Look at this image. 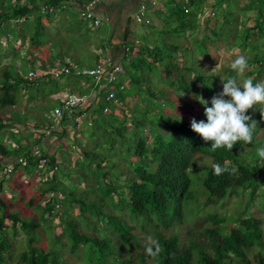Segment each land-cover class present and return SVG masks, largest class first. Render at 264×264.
<instances>
[{
	"label": "trees",
	"instance_id": "trees-1",
	"mask_svg": "<svg viewBox=\"0 0 264 264\" xmlns=\"http://www.w3.org/2000/svg\"><path fill=\"white\" fill-rule=\"evenodd\" d=\"M66 1L68 0H0V35L4 34L10 45L7 49L0 47V55L7 52L16 55L24 40L30 47L20 71L13 64H0V130L9 126L13 128L15 120L18 121L13 118L14 116H11L8 108L21 96V89L28 93L27 100L34 96L43 100V94L50 95L63 87L60 85V80H56L60 78L61 81H65L67 88L73 90L71 92L90 93L93 84L91 78L75 73L72 68L67 71L59 70L63 64L70 66L72 61L64 59L66 51L65 47L61 46L62 38L60 42L52 40L51 32H56L58 35L59 31L56 29L59 24L56 26L55 23V28L50 29L47 22H53L50 17L55 12L53 10L59 9L57 6ZM258 4V16L250 26L243 25L241 29H237L236 19L233 20L232 15L223 13L222 23L229 24L234 21V24L229 25L231 33L228 34L229 30H224L223 34L221 26H218V30L207 28L212 32L213 37L205 38L207 35L204 33L203 38L197 41L198 45L202 46L199 52L206 57H208V50L205 40H208L214 48L220 45L222 47L236 45L243 48L248 45L251 52L246 55L248 68L244 75L250 74L253 70L254 74L251 79L254 83L264 75V53L261 57L256 54L259 49V43L256 40L258 37L264 38V18L262 16L264 0ZM183 9L184 5L173 10V15L179 19L175 28L181 32L192 27L195 21V13ZM156 16L160 18L158 11ZM85 19L87 18L85 17ZM167 19L161 18L163 25L167 24ZM81 23L83 22L76 21L74 23L77 30L82 26ZM85 27L83 28L86 29ZM65 30L69 33L66 28ZM170 32L172 31L170 30ZM157 37H161V41L156 40L150 46L146 43L141 44V42L138 45L131 43V46L137 45V48L127 57L130 60L121 64L123 70L119 81L123 78L121 75L126 72L127 78L136 92L141 90L136 96L138 101L145 98L144 104L139 105L136 102L135 106L130 108V114H126L122 109H119L120 114L116 116L108 112V128L103 127L102 122L97 127L102 134H106L105 140H100V136H93L92 133L88 142L76 140L81 160L79 159V163V160L76 159L75 164L77 166L81 164L86 169L89 168V172L94 174L97 179L100 177L99 181L104 182V186L100 188L99 197L90 200L86 196H76L75 188L71 186L74 178L65 184V180L61 177L68 170L64 169L65 164L62 165L63 162L61 163L60 159L56 161L57 148L54 147V142L50 141L47 144L54 147L52 151L44 147L40 150V152L43 150L41 155L33 156L29 153L27 146L20 148L16 144L10 147L0 141V161L4 157H8L5 160L10 159V161L20 156L23 157V161L19 163L12 162L10 170L0 176V264H12L14 259L16 264L19 262L23 264H59V247L64 245V236L68 238V245L63 250L75 254L84 251L88 261L93 262L92 264H109L114 260L119 261L120 264H264V215L260 216L259 210H257L264 202V160L258 157V148L250 157H243L241 151L237 152L243 145L241 143H237L231 151L220 148L213 152L210 150V143L204 142L200 135L191 129L193 119L197 122L202 120L206 122V116L204 115V105L197 103L200 90L196 81L194 82V79L189 75V70L193 71V77L195 76L202 82L208 97L217 90V86H215L216 73L200 72L201 65L176 64L172 60L171 50L179 48V46L173 41H169L165 45L162 35ZM249 37L250 40H247ZM51 43L57 46L55 54L52 53ZM126 56L128 54L125 55V58ZM215 56L212 54L208 60L213 62ZM69 57L70 60L77 59V56L73 54ZM55 58L58 59L56 63L58 68L53 65ZM163 58L166 60L165 66L160 65L159 67L156 63V70H163V78L168 77L171 67L176 70L175 77L178 80L176 88L183 91L186 96L178 102L164 94L162 91L165 90L162 88H150L149 86L147 73L153 66V62L162 61ZM255 62L258 65L254 70L250 66ZM48 65H53L59 71L55 74L56 70L48 69L47 72L40 73L38 77V74L35 73L33 77H37L36 79L29 76V71H34L36 68L45 69ZM125 67L126 70H124ZM127 68L130 71H127ZM223 68L227 70L229 76L232 75L233 71L230 65L223 66ZM136 77L143 78L141 81H147L146 86L142 87L140 80ZM244 79L247 78H243L242 81ZM116 95L119 96V92L116 91ZM99 96H101V92H96L95 97L92 98L93 101L96 102L95 98ZM60 98H55V103L51 104L52 107L61 103ZM88 99L91 97L89 96ZM207 102L210 107L211 102ZM176 103H179L178 106L187 112L185 114L174 112ZM91 104L93 102L88 101L87 104L80 107L79 111L87 110L90 114L93 111ZM51 105L46 102L40 107L47 111ZM102 105L99 103L97 106L99 112ZM108 106H112V104L108 102ZM167 107L172 111L171 114L168 110L165 111ZM247 115L257 122L253 133L254 141L258 128L264 127V119L256 109ZM96 116L98 114L93 113L90 118L92 123L97 125L99 121ZM118 118L120 123L116 124ZM142 118L148 122L150 140H146L147 135L142 134L141 129L138 128ZM34 119L35 121L31 125L37 129L38 135L32 139L33 145H38L41 134L46 135L45 141H48L50 135H53L56 142L57 138L66 134L64 127H60L59 121H62L60 119L57 124L58 129L49 134H45L39 128L53 125L57 121L55 122L52 117L46 118L43 114L35 116ZM126 121L130 122L129 129L124 125ZM159 123L163 124V126L161 125L163 130L155 128ZM89 142L91 148H86ZM103 143L108 145V149L113 150L117 145L122 147V154L130 153L136 156L132 161H128L125 168L120 169V172L124 173V187L122 188H118L117 185H113L112 182L103 178L108 170H101V159L105 154L109 155V152L95 151L94 149L103 148ZM39 157L46 159L45 163L49 165V168L44 171L50 169L52 170L51 174L42 172V166L37 165ZM217 163L227 169L219 176L213 174L211 167ZM20 164L30 169L34 174L39 173L45 176L41 180L43 186L39 188L41 193L39 199L48 190L52 191L50 195L43 197L44 204L37 217L41 218L44 212L49 213L56 202L62 205L60 208H55L57 210L55 215L62 225L61 230L52 235V242L49 241L47 248L32 245L33 238L29 236L27 248L14 249L8 239V233L15 234L18 226L27 233L37 227L36 216L28 220L22 218L12 208L15 204L13 198L4 197L3 186L6 183L13 182L12 187L14 188H11L10 191L16 193L14 191L18 188L19 183L17 182L20 179L19 175L18 178L15 175L17 173L15 167ZM89 164H92L93 167H88ZM81 176L84 178L82 174ZM113 191L116 192L115 199L112 198ZM17 196L19 199L23 198L20 193ZM231 197L241 203L243 208L235 213L225 214L224 211L230 208ZM257 198H259V204L255 201ZM30 201L32 203V200ZM73 203H76V208L86 223L88 214L94 216L95 219H102L100 223L95 221L90 223L93 232L84 233L75 228L74 219L68 211L72 208ZM198 203L200 204L199 209L195 207ZM252 204H255L256 211L249 209ZM110 207L118 209V213H113ZM190 211L193 217L187 221ZM5 219H8L9 223H6ZM134 226H138L158 241L161 247L158 256L151 257L146 254L147 241L143 237L138 238L132 230ZM80 243L86 246L85 250L81 249ZM124 246L127 247L128 253L122 257Z\"/></svg>",
	"mask_w": 264,
	"mask_h": 264
},
{
	"label": "rangeland",
	"instance_id": "rangeland-1",
	"mask_svg": "<svg viewBox=\"0 0 264 264\" xmlns=\"http://www.w3.org/2000/svg\"><path fill=\"white\" fill-rule=\"evenodd\" d=\"M234 3H235L234 8L230 6L229 8L232 10L227 11V13L229 12L230 15H232L231 17H234V19L232 18L233 20L236 19L237 21L235 22L236 28L241 29L243 25L250 26L253 23L254 18L258 16L257 14V16L255 17V13H256L255 9L251 6L247 7L248 5H246V8H245L246 10H245L239 7L240 2L235 1ZM243 3L244 2H242V4ZM208 11L209 10L206 9L199 14L198 12H196L195 18L197 19L194 21V24L192 25V27L184 30L183 32L178 31V28H175L174 26H171L168 24L163 25V23H161V21L159 22V20H156L157 22L155 23L153 21L152 29L150 33L152 36L149 37L148 41H142V42H145V43L147 42L146 43L147 45H151L156 40L161 41V37L156 38V36L162 35L163 37L162 39L165 45H167L169 41H173V42H176L177 46H179V48L171 50L172 60L175 61L176 64L178 65L183 64V66L186 63L188 64L190 63L195 66L201 65L202 68L200 72L203 71L206 73H209V72L216 73L217 79L215 80V86H217V90H215L214 93H212L208 97L206 95L205 89L203 88L202 82L199 81L195 76L193 77V74H192L193 71L189 70V75H191V77L194 79V82L196 81V83L199 86V90H200L199 99L200 97H202L205 101L211 102V99L214 96H217L219 93L222 92V89H223L222 80H227L228 78H237L238 82H242L243 78H251L254 73L252 70L250 74L244 75L243 73L241 76L237 77L236 73L233 72L232 73L233 76L232 75L229 76L227 74V70L223 68V66L224 67L229 66L232 60H234L237 57V55H244V56L248 55L251 52L250 49L248 48V45H245L243 48L236 46V45L223 46V47L220 45L217 48H214L212 45L209 44L208 40H205V45L208 50V57L211 56L212 54L216 55L215 56L216 58H214L215 60L213 62H210L208 60V57L204 56V54H201V52H199L202 46L198 45L197 41L203 38V34L205 33L207 35V37L205 36V38L213 37L212 32L210 31V29H207V28H213L215 30H218V26H221L222 27L221 29L223 30V34H224L225 33L224 30L228 31L229 25H231L232 23L234 24V21H231L229 24H224L221 21L222 16L220 14L218 15L216 13L209 14ZM63 12L65 14L69 13L70 17L73 16V13L68 8L63 9ZM263 13H262V16L264 18ZM52 14H55V12ZM52 14L50 17L53 19ZM52 21H53L52 23L47 22L50 29L55 28V22L57 23V25L59 24L56 29L57 31H59V34L57 35L56 32H51L52 40L60 42L62 38L61 46L64 47L65 44L68 45L64 48L65 51H68V49L69 51H75L80 56L81 61L89 60L88 55L85 56V51L87 50V47L90 45L89 44L90 37L87 36L88 26L85 27L86 24L84 25L83 23H81L82 26H80L79 29L77 30L75 25H70L68 23V19L63 18L62 15L60 14H59V18L53 19ZM83 27H85L86 29H84ZM65 28L68 30L69 33L65 32L66 31ZM165 30H168V31H165ZM170 30L172 32H170ZM230 31L231 29L229 30L228 34L231 33ZM176 32L177 33L179 32V33L177 34ZM263 39H264L263 37H258L256 40V42L259 43V49L256 51V54L260 57L264 53V42H262ZM247 40H250V37ZM136 44L138 45L139 41H137ZM51 45H52V53L55 54L57 50V46L53 45V43H51ZM0 47L3 49H7L10 47L4 34L0 35ZM19 47H20L19 51L17 52L16 55L14 53L11 54L9 52H7L6 54L0 55V64H5V63L11 64V65L13 64L14 67L18 69V71H20L23 60L25 59L26 54H28L27 50L30 49V47L27 46L26 40H24V42H22V44ZM89 49L90 51L93 50L92 47L91 48L89 47ZM42 50L43 48L41 49V51ZM131 53L132 52L130 50L128 54L131 55ZM64 59H66L65 56H64ZM57 61L58 59L55 58L53 61V65L57 66L58 68V65H56ZM120 62H122V64H125V60L124 61L120 60ZM165 63H166L165 58H163L162 61L153 62L152 64L153 66L151 67L150 71H148L147 73V80L149 82L150 88L152 87L162 88V90H165V91H162L164 94H167L169 97L174 98L178 102L180 99H183L186 96L183 91H180L179 89L176 88V85L178 83V80H176V77H175L176 70L171 67L169 69V74L167 78L162 77V72H163L162 69L156 70L157 69L156 65L159 67L160 65H162L163 67L165 66ZM53 65H48L45 67V69L36 68L34 71L35 73L38 74L37 77L39 76L40 73L47 72L46 70L48 69L56 70V67H54ZM257 65L258 63L255 62L250 66V68L254 69L256 68ZM124 70H126V67L124 68ZM128 70L130 71V69L127 68V71ZM121 76L123 77L122 80L125 83L124 84L125 90L123 89V91L121 90L119 92L120 97L116 95L117 96L116 101L112 104V106H108L106 111L101 110L99 112L97 110L98 104L101 103V96H99L95 98L97 99L96 102H94L93 101L94 99H92L93 104H91V108L93 109V111L91 110L92 112L90 114H89V111L86 110L85 112L83 111L84 113L83 115L81 114V117L78 116L77 118L73 120L71 119H68L66 121L58 120L60 123V127H64L66 134L64 136H60L59 138H57L58 141L54 143L55 144L54 147L57 148L55 157H56V161L60 159V162L61 163L63 162L62 165L65 164V167L63 166L64 169L68 170V172L64 173L63 176L61 177V179L65 180L66 182L65 184H68L70 179L74 178V180L72 179L73 183H71L72 184L71 186L75 188L74 194L76 196H79V197L86 196L90 200H94L96 197L100 196L101 194L100 188L104 186V182L99 181L100 177L97 179L94 174L88 171L89 168L86 169L85 167L81 166V164H79L80 166H77L75 164L74 161L76 159L79 160L81 158L80 157L81 154L78 150V143H76V140H79L80 142L81 141L88 142L90 138L89 136H91V133L93 136H100V140L102 139L105 140L106 134L105 133L102 134L101 131L97 127L101 125V122H102V126L105 128H108V124H109V118L107 114L108 112L116 116L120 114L119 109H122L126 114H130V108H133L136 102H138L139 105H143L144 102L146 101L145 98L142 99L141 101L137 100L136 94H139L141 90L136 92V90L134 89V86L130 84L129 79L127 78V73L125 72ZM33 78L36 79L35 77ZM185 78H187V76H185ZM136 79L138 78L136 77ZM56 80H60L59 81L61 82L60 85L63 87H61L58 92L52 93L50 95L42 93L44 96L43 100H41V98L39 99L38 96L36 97L34 96L33 98L31 97L29 100H27L26 96L28 95V93H25L23 89H21L22 91L21 96L18 97L17 101L13 105H11L10 108L7 107L9 112L11 113V116H14L13 118L18 119V121L15 120V125L13 128H10L9 126V127H6L0 130V141H3L2 143H5L10 147H13L14 145L18 144L20 148H25L26 146L27 147L35 146L33 145L34 142H32V139L38 135V132H36L37 129L33 128L31 125L35 121L34 119L35 116H40L43 114L44 116H46V118L53 117L52 105L53 103H55V98L56 97L60 98L64 95L66 91L71 90L67 88V86H65V81H61L60 78H57ZM141 80H140V85L142 87L143 85L146 86L147 81H141ZM259 81H264V75L260 77V79L257 80V82ZM31 89L33 91L34 86ZM91 91H92V88H91ZM225 98L227 99V97ZM160 99H163V98L160 97ZM88 101H86L85 104H87ZM46 102L52 105L50 108H48L47 111H44L40 106L41 104H45ZM197 103L199 104L200 101H198ZM178 105L179 103H176L175 105L176 108L173 111L185 114L187 111ZM167 110L170 114L172 113V111H170L168 107L165 108V111ZM250 112L252 111L249 110L248 113L250 114ZM93 113L98 114V116H96L97 121H99L97 125L95 123H92V119L90 118V116L93 115ZM74 116L76 115L74 114ZM119 120H120L119 118L116 119V124L120 123ZM58 121H57V124H58ZM124 125L128 129L130 128L129 121H126ZM161 125L163 126L162 123H159L155 128L157 130L159 129L163 130V128H161ZM138 128L141 129L140 131L142 134L147 135L146 140H150L149 139L150 130L148 127V122L145 118L141 119V124ZM73 136H74V139H73ZM45 137L46 135L41 134L40 139L45 138ZM51 137H53V135H50V138ZM90 144L91 143L89 142L86 148H91ZM103 146H104L103 148H98V147L97 149L94 148L95 151L98 150L102 152L104 151L109 152V155L105 154L104 157L101 159L102 161L100 165L101 170L103 169L108 170V173L105 174L103 178L106 181L112 182L113 185H117L118 188H122L124 187V182H123L124 173L120 172V169L125 168L128 165V161L130 160L132 161L133 159L136 158V156L130 153L122 154L121 152L122 147H119L117 145H115L113 150L108 149L107 148L108 145L106 143H103ZM259 147H264V127L258 128L257 133L255 134L254 141L251 144L242 145L240 149L237 150V152L241 151L243 153V157L246 158V157H250L252 153L254 152V150ZM57 155H59L58 158H57ZM7 158L8 157L2 158L0 162L2 163V161H4ZM80 160H79V163H80ZM92 164H89L88 167L92 168L93 167ZM27 167L29 166L27 165ZM1 168L2 167L0 166V176L5 174V171H3ZM15 169H17V173L16 171H14L16 173L14 174L16 175L17 178L19 175L20 181L18 180H17L18 182L15 181L19 183V185H18V188L14 192L17 193L18 191V194L19 193L22 194L23 198L19 199L18 198L19 196H17L18 194L12 193L10 191L11 188H14L12 187L13 182H10L9 184L6 183L3 186L4 197L13 198L12 200L15 201V204L12 206V208H14V210H16L19 213V215H21L22 218L28 220L29 218L36 216L37 227L30 230L31 232L29 231V233H27L25 232V230L20 229L19 226L18 227L16 226L17 227L16 233L13 235L10 234L11 232L8 233V239L12 243V246L14 249L27 248V238H29V236H32L33 238V241L31 242L32 245L37 246L39 248L40 247L47 248L49 241L52 242V235L60 232L61 230L62 225L60 221H58L59 218H57L55 215V213L57 212L55 208L57 207L60 208V206L62 207V205L61 204L59 205L58 202H56L55 205H53V209H51L49 213L44 212L42 214V217H41L42 219L37 217V215H39L40 213V208L44 204L43 197L45 195H50L52 191L48 190L44 194V196L39 199V196H40L39 194H41L39 188L43 186L41 184V180H39L40 174L39 173L34 174L33 172L30 171V169L25 168L21 164L18 167H15ZM81 174L84 176V178L81 176ZM35 175L37 179H35ZM112 196H113L112 197L113 199L116 198L115 191L112 192ZM30 200H32V203ZM104 201H105V198H104ZM255 201L258 203L259 198L255 199ZM242 206L243 205L241 203H239L237 200H233L231 197L229 200L230 208L226 209L224 212L225 214H228L229 212L235 213L236 211L241 210ZM195 207L199 209L200 204L198 203ZM110 208L113 213L115 214L118 213V209L114 207H110ZM249 209L251 211H256L255 204L250 205ZM257 210H259L258 214L260 216L264 215V202H262L260 208ZM68 211H69V214H71V216L74 219L75 228L78 229L80 232H84V233L93 232L91 230L90 223L92 221H95L96 223H100L102 220L98 218L95 219L94 216H91L90 214H88L87 216L88 220L86 223V220H84L83 216L78 212L76 208V203H73L72 208H70ZM191 211H190L187 221H190L193 217V214L191 213ZM5 222L9 223V220L5 219ZM132 230L135 234H137L138 238L143 237L145 241H147V238L150 236L147 232L143 231L138 226H134V229ZM63 241H64V245L62 247H59V257H58L59 264H92L93 263V262L88 261L87 257L85 256L84 251H81L76 254L73 252L70 253V252L64 251L63 248L66 245H68L67 236L63 237ZM79 245L80 246L82 245L81 249L82 248H84V250L86 249V246L84 244L80 243ZM122 250H123L122 257H125L128 253L127 247L124 246ZM12 264H16L15 259L12 261ZM18 264H23V263L19 262ZM104 264H107V263H104ZM109 264H120V263L119 261L114 260V261H110Z\"/></svg>",
	"mask_w": 264,
	"mask_h": 264
},
{
	"label": "crops",
	"instance_id": "crops-1",
	"mask_svg": "<svg viewBox=\"0 0 264 264\" xmlns=\"http://www.w3.org/2000/svg\"><path fill=\"white\" fill-rule=\"evenodd\" d=\"M151 1L154 3L151 4ZM235 1L240 2L239 7L242 9H245L246 5H248L247 7H253L256 11V17L259 5L258 3L262 0H215L213 4L210 3V0H68L63 4H60L61 7L58 5L57 8L59 9L56 8L57 10H53L55 11V14H52V17L53 19L59 18L60 14L63 18L68 19V23L70 25H74L76 21H81L86 24V26H89L87 36L90 37V45L85 51V56L88 55L89 60L81 61L80 56L77 55L75 51H69L68 49L64 56L67 60H69V62L72 61L70 63L78 66H90L102 59H108L111 62H118L122 64L120 60H130L127 59L130 54L124 51L123 47L125 45H130V50L133 53L137 48V45L131 46L132 41L137 39L139 43L141 42V44H145V42L142 41H148L149 37L152 36L150 34V30L152 29L153 21L155 23L157 22L156 20H159V22L161 21L162 23L161 18L165 17L166 19L168 18V25L177 27L179 19L173 15V10L175 11L179 8V6H187L190 13L194 12L195 16L196 12L199 14L206 9H212L214 13L222 16L223 13H227V11L232 10L229 8L230 6L234 8ZM242 2L244 3L242 4ZM89 3V9L92 16L99 19V22L96 25L92 24L89 21V18L85 19V16L80 14L81 8H83L85 4ZM140 3H143L146 6L145 14L149 18L148 24L139 23L134 19V13L138 9ZM221 3H223V5ZM66 7L73 13L72 17L69 16V13L65 14L63 12V9ZM157 11L160 14V18L156 16ZM227 14L230 15L229 12ZM196 19L197 18H195V20ZM66 46L68 45L65 44L64 47ZM89 47H92L93 50L90 51ZM72 54L77 56L76 60H70L69 55ZM126 54H128V56L125 58ZM127 67H130V65H127ZM141 79V77L138 78V80ZM92 94L93 92L90 91V95ZM91 101L92 97L90 99V102ZM50 141L54 143L56 142L54 136L49 138L48 141H45V138H41L38 145L42 149L45 147L47 150L52 151L54 147L47 145Z\"/></svg>",
	"mask_w": 264,
	"mask_h": 264
},
{
	"label": "clouds",
	"instance_id": "clouds-1",
	"mask_svg": "<svg viewBox=\"0 0 264 264\" xmlns=\"http://www.w3.org/2000/svg\"><path fill=\"white\" fill-rule=\"evenodd\" d=\"M125 46L128 47L127 50L124 49ZM125 46L123 47L124 51L130 50V45ZM230 68L237 77L241 76L248 68L247 57L238 55L232 60ZM222 85V92L211 99L210 107L202 97L199 99L200 103L204 105L206 122L203 120L197 122L195 119L191 121V129L199 134L204 142L210 143V150L213 152L220 148L231 151L237 143L243 145L252 143L257 122L247 115L249 110H259L261 118L264 119V81L254 83L251 78H247L241 83L237 78H228L222 80ZM88 94L90 96V93ZM94 97L95 94L92 98ZM257 155L261 160H264V147L257 149ZM211 167L213 174L217 176L227 170L218 163ZM145 252L151 257H156L161 252L158 241L151 236L147 238Z\"/></svg>",
	"mask_w": 264,
	"mask_h": 264
},
{
	"label": "built area",
	"instance_id": "built-area-1",
	"mask_svg": "<svg viewBox=\"0 0 264 264\" xmlns=\"http://www.w3.org/2000/svg\"><path fill=\"white\" fill-rule=\"evenodd\" d=\"M215 0H210V3L213 4ZM154 2L151 1V4ZM223 5V3H221ZM90 3L85 4L83 8L80 10V14L85 16L86 18H89L90 22L94 25H96L99 22V19L96 17H93L91 14V11L89 9ZM184 11H188L189 8L187 6H184ZM146 11V6L143 3H140L138 6V9L134 13V19L142 24H147L149 23V18L145 14ZM209 14H213V10L209 9ZM138 40L135 39L134 43H136ZM125 50L128 49L127 46L124 47ZM73 69L75 73H79L85 76H88L92 79L93 84H92V92L96 94V92L101 91L102 92V98H101V103L102 111H106L108 107V102L113 104L116 99V91L120 92L121 90L125 88V83L121 80L119 81L120 74L122 73V65L118 62H111L108 59L97 61L95 64L90 65V66H78L76 64H71L70 66H66L65 64L61 65L59 67V70L62 71H67L69 69ZM56 70L54 73L56 74ZM29 76L33 77L35 76V71H29ZM117 84V85H116ZM91 96V95H90ZM89 94H77L75 92H67L64 93V95L60 98L62 101L60 104L55 105L52 108V114L54 118V121H58L59 119L63 120H68V119H75L78 116L81 117V114L83 115V112H80L79 109L80 107H83L86 101H88ZM85 99V101H84ZM90 101V100H89ZM74 114L76 116H74ZM57 122L53 125L47 126L40 128L39 130L43 131L45 134L51 133L53 130H57ZM40 146L36 145L34 147H29V153L32 154L33 156H38L41 155ZM15 160V161H14ZM23 161V157H17L14 158L12 161L10 159L4 160L2 170L3 171H9L10 168L12 167V162H21ZM46 159L44 157H39V161L37 165L39 167L42 166V172H46L47 174H51L52 170H45L46 168H49V165L45 163ZM42 177H45L44 175H40L39 179L42 180ZM35 179H37L35 175Z\"/></svg>",
	"mask_w": 264,
	"mask_h": 264
}]
</instances>
